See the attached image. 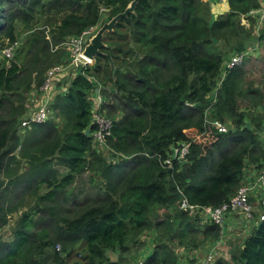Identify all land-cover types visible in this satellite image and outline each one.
<instances>
[{
  "label": "trees",
  "instance_id": "obj_1",
  "mask_svg": "<svg viewBox=\"0 0 264 264\" xmlns=\"http://www.w3.org/2000/svg\"><path fill=\"white\" fill-rule=\"evenodd\" d=\"M132 1L100 2L115 17ZM5 3L17 6L28 20L35 18L34 13L42 18L48 10L70 8V14L59 22L58 30L75 35L95 26L99 20L97 0H0V23L4 20L6 23L0 24V32L4 31L10 40L14 39L12 16L3 10ZM227 5L228 13L210 21L209 8L202 0H138L134 12L119 20L108 34L115 36L111 48L103 47L93 65L82 69L55 98L53 107L64 122L63 139L56 154L67 172L51 182L47 177L41 179V183L49 186V191L40 198L43 202L53 201L70 186L87 169V156L95 154L92 149L95 126L88 98L96 90L95 81L101 75L111 83L113 98L122 108V116L112 122L111 135L107 138L116 156V163H111L107 172L127 174L123 175L124 179L110 180L107 192L101 196L103 207L89 208L77 219L64 221L63 239L81 242L86 264H117L109 260L106 252L127 254V245L135 243L141 232L153 227L161 228L164 236L180 243L188 238L190 243L194 237L188 234L200 232L219 242L220 228L211 222L202 228L198 218L177 209L164 222L156 223L157 211L176 206L181 196L191 205L220 206L240 187L246 163L252 169L260 168L264 146L260 137L246 128V120L238 113L243 71L238 67L229 70L214 88L223 62L232 56L224 50L242 53L251 40L248 31L240 25V17H247L260 4L258 0H227ZM237 30H244L246 37L233 46L226 42L220 48L218 43L225 33L232 32L237 37ZM263 38L264 31L260 40ZM18 68L17 63L8 69L0 67V91L13 89ZM212 91L215 97L209 100ZM208 109L210 113L206 116ZM207 118L232 124L221 135L205 125L212 131L205 134ZM46 123L32 125L30 129L35 136L44 137ZM12 126L13 122L0 121V173L5 150L14 137ZM199 136L203 137L197 143ZM184 142L190 143L189 163L180 169L176 165L165 169L163 162L167 155ZM229 142L237 147L222 152ZM214 151H219L216 161L212 159ZM120 157L128 159L119 163ZM122 180L125 184L119 187ZM34 216L30 212L23 214L12 242L0 244V264H43L28 257L31 248L41 254L49 246L46 233L40 234L39 245L34 244L28 232L35 226ZM229 225L228 222L224 228L226 234L230 232ZM226 241H229L227 236L223 242ZM55 252V260L65 264L60 261V252ZM229 255L227 263L217 259L215 264H264V221L254 224L240 247L233 250L232 246ZM176 259L167 245L158 244L144 264H176Z\"/></svg>",
  "mask_w": 264,
  "mask_h": 264
},
{
  "label": "rangeland",
  "instance_id": "obj_2",
  "mask_svg": "<svg viewBox=\"0 0 264 264\" xmlns=\"http://www.w3.org/2000/svg\"><path fill=\"white\" fill-rule=\"evenodd\" d=\"M100 1L97 0L98 23L85 30L90 34L84 37L81 51L78 54H83L84 50L91 45L92 39L100 28L114 18L111 10L105 8ZM2 8L7 12V15L12 16L14 39L10 40L4 31L0 32V50L12 43L17 45L13 59L7 62L0 59V67L8 69L13 63H17L19 68L13 82V89L0 91V121L13 122L11 132L14 133L12 141L5 150L4 168L0 173V244L12 242L14 232L17 230L18 222L23 214L35 213L33 221L35 226H32L28 232L32 235L36 246L41 242L40 234L46 233L45 239L49 246L44 248L41 254L37 249L31 248L28 257L37 259L43 264H61L55 260V251H57L60 252L58 256L62 263L86 264L83 260L85 251L81 242H69L63 239L65 236L64 221L77 219L89 208L103 207L104 198L101 196L107 192L106 187L111 182L110 180L120 177L124 179L123 175L127 174L125 171L107 172V167L116 160L114 153L110 149H98L92 146L98 156L95 154L87 156V169L77 175L73 183L61 191L53 201L43 202L40 200L41 196L49 191V186L47 183H41V179L47 177V181L51 182L52 178L60 179L67 172L60 165L56 154L63 139L64 122L62 118L57 117L53 106L56 103L55 98L63 92L62 90L69 85L70 81L82 69L87 66L91 67L94 63V60H89L90 64L83 67L84 61L79 58L77 68L71 62L73 52L70 49L69 40L80 38L85 31L75 35L73 32L58 30L59 22L64 16L70 14V8L48 10L42 18L34 13L33 20L25 19L22 11H18L19 8L12 3L7 5L5 3ZM0 24L6 25L5 20ZM112 32L113 30L103 35L102 43L106 48H111L110 44L115 38L113 35H108ZM236 34L237 37H234L232 32L225 33L218 44L220 48H223L226 42L233 46L247 34L251 40L256 42L254 53L249 54L243 64L238 67L243 71V78L237 102L238 113L246 120V128L253 130L255 136L260 137V132L264 128V40L254 37L252 30L247 34L244 30H237ZM224 51L227 55L232 56L240 54L235 51L228 53V49ZM56 66L61 68V72L50 81L48 89L52 91L50 97L52 119L45 122L47 125H45L44 137H38L30 127L22 129L21 122L27 112L44 99V91L47 90L44 88L48 84L47 74ZM216 80L214 88L220 85V77ZM95 89L94 91H98L104 100L102 115L111 122L119 120L122 116V108L119 102L113 98L115 93L109 80L101 75L95 81ZM94 91L90 93L89 101L93 98ZM212 97H215L213 91L208 99L210 100ZM205 112L204 114L207 116L210 109ZM222 123L228 127V130L230 129L229 125L232 124L231 121L225 120ZM205 125L206 123H204L205 134H211L212 131ZM202 137L199 136L196 142L199 143ZM236 147L237 145L233 143H226L222 147V152ZM126 159L128 157H120L118 162ZM212 159L213 161L219 159V151H214ZM252 168L246 163V175L254 170ZM124 184L125 180H122L118 186L122 187ZM159 214H163V212L160 211ZM162 216V220L165 219V216ZM254 221H257L256 218ZM233 224L228 226L230 232H228L227 238L229 241L226 243L233 246L234 250L240 247L243 238H245L243 234L245 229L238 226V223ZM106 256H110L109 252H106ZM129 258L131 264H134L136 259L140 260L136 257Z\"/></svg>",
  "mask_w": 264,
  "mask_h": 264
},
{
  "label": "built area",
  "instance_id": "obj_3",
  "mask_svg": "<svg viewBox=\"0 0 264 264\" xmlns=\"http://www.w3.org/2000/svg\"><path fill=\"white\" fill-rule=\"evenodd\" d=\"M222 1V0H218ZM247 17L253 20L254 34L257 39L260 38L261 32L264 30V0L262 1L259 8L248 13ZM242 18V25H248V19ZM90 34L86 32L80 38H74L69 40L70 49L72 50V60L74 66L78 68L77 62L79 58L83 59L84 66L89 65L90 61L83 56V54H78L81 51V44L86 35ZM16 43H12L3 47L0 50V59L3 61H10L14 57V50ZM247 58V53L242 52L236 54L226 59L223 62L222 70L220 74V82L223 80L225 74L235 68L239 67ZM61 72L59 66L53 67L49 70L47 74V83L44 89V99L34 108L27 112L26 117L21 122V128L26 129L32 125H39L52 119L50 113V97L51 90L49 91V83L53 78ZM219 82V83H220ZM218 83V84H219ZM219 85H217L218 87ZM95 94L91 99L92 105V124L95 126V130L92 133L93 136V146L98 149H110L107 145V138L111 135L110 131L112 128V122L106 119L102 113L103 98L98 93L94 91ZM207 127L214 130L217 134H225L228 128L218 120H212L207 118L205 121ZM260 140L264 146V128L260 132ZM190 154V143L184 142L178 147H173L172 151L167 155V158L163 162V167L165 169H172L176 165L180 169L184 165L188 164V156ZM181 194V192H179ZM180 211L185 212L190 217H196L198 219L205 220L206 222H211L212 224L220 228L221 237L216 248H220L225 242L224 238L227 234L224 231L227 223L234 220V223L241 220L245 223H249L251 227L256 223L264 221V160L261 163L259 169H254L252 172L246 175L244 172V177L241 182L240 187L231 196L228 201L224 202L220 206H197L188 203L184 196H181L180 201L177 204ZM256 216V217H255ZM256 218L257 221H254ZM242 223V222H241ZM248 224V226H249ZM231 225V224H230ZM234 225V224H233ZM59 250V248H58ZM219 250H213L212 252L206 253L203 259L197 264H215L216 260L219 259ZM135 264H144L143 261H137Z\"/></svg>",
  "mask_w": 264,
  "mask_h": 264
},
{
  "label": "crops",
  "instance_id": "obj_4",
  "mask_svg": "<svg viewBox=\"0 0 264 264\" xmlns=\"http://www.w3.org/2000/svg\"><path fill=\"white\" fill-rule=\"evenodd\" d=\"M263 0H258L259 4L261 5ZM203 3L207 4L208 8L210 9V21H213L215 18L221 15H225L228 13V5L227 0L224 1H218V0H202ZM242 18L240 17V25L245 30H252V35L255 37L254 29L252 25V21H248V25H242ZM245 19V18H244ZM264 40V38H263ZM256 45L255 41H250L247 43L246 48L244 52L247 53V56L249 54L254 53L253 49ZM230 126V125H229ZM227 127V126H226ZM228 128V127H227ZM177 205L170 208V209H163L160 208L157 213V222H164L166 220L167 216L173 215L174 211L177 210ZM173 210V212H171ZM180 210V209H179ZM162 211L163 214H159V212ZM172 213V214H171ZM171 214V215H170ZM162 215L165 216V219L162 220ZM200 224L202 226H205L208 222L205 220L199 219ZM242 222V223H241ZM233 221H230V224H233ZM238 226H240L242 229L244 228L245 231L243 232L244 236L249 235V231L253 229L254 226L251 227V225L248 226V223L243 224V221L239 220L237 221ZM194 237L192 241L189 243V238L186 240H183L182 243L179 242L178 239H172L171 237L164 236L162 229L157 227H153L148 231L141 232L137 237L135 243H129L127 247L129 248V252L124 255H120L119 251H116L115 253L110 254L108 258L117 264H131L129 261V257H136L140 260H135V263L137 261H143L149 257L152 252L154 251L155 247L158 246V244H165L171 249L176 256V264H197L200 262L201 259L206 255V253L212 252L213 250H219V259H222L224 261L229 260V250L231 249V246L229 243H224L220 248H216L218 245V242L212 241L209 237H205L201 232L200 233H192L188 234V237ZM166 237V238H165ZM233 239V238H232ZM244 240V238H243ZM138 255V256H137ZM111 257V258H110ZM124 261V263H122ZM134 263V264H135Z\"/></svg>",
  "mask_w": 264,
  "mask_h": 264
},
{
  "label": "water",
  "instance_id": "obj_5",
  "mask_svg": "<svg viewBox=\"0 0 264 264\" xmlns=\"http://www.w3.org/2000/svg\"><path fill=\"white\" fill-rule=\"evenodd\" d=\"M138 0H133L129 7H127L122 13L116 15L108 24H104L100 30L97 32V34L94 36V38L91 41V45H89L83 52V56L87 58L88 60H94L96 56H98L101 53V49L104 47V44L102 43L103 35L106 32H110L114 29L116 23L121 20L122 18L127 17L129 14L134 12L136 3ZM213 43L217 44V41L213 39ZM89 131L87 130L85 132V135L88 136Z\"/></svg>",
  "mask_w": 264,
  "mask_h": 264
},
{
  "label": "clouds",
  "instance_id": "obj_6",
  "mask_svg": "<svg viewBox=\"0 0 264 264\" xmlns=\"http://www.w3.org/2000/svg\"><path fill=\"white\" fill-rule=\"evenodd\" d=\"M258 8H259V7H258ZM245 18H246V19L248 18V21H249V17H245ZM251 20H252V19H251ZM253 23H254V22L252 21V25H253ZM263 31H264V30H263ZM260 37H261V35H260ZM259 39H260V38H259ZM259 39H258V40H259ZM177 204H178V203H177ZM186 214H187V213H186Z\"/></svg>",
  "mask_w": 264,
  "mask_h": 264
}]
</instances>
